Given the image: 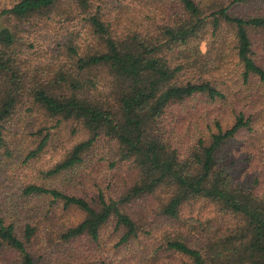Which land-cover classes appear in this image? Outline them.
Instances as JSON below:
<instances>
[{
	"label": "trees",
	"instance_id": "16d2710c",
	"mask_svg": "<svg viewBox=\"0 0 264 264\" xmlns=\"http://www.w3.org/2000/svg\"><path fill=\"white\" fill-rule=\"evenodd\" d=\"M69 1L86 14L100 47L79 54L71 41L68 63L50 70L51 78L35 79L23 71L16 33L0 24V151L7 143V124L20 113L19 102L28 94L33 105L43 108L50 117L58 122L74 119L90 133L47 172L50 176L75 170L102 138L114 147L119 161L132 164L137 176L120 198H108L100 191L95 204L36 183L26 184L23 193L50 195L85 213V218L67 231L66 238L88 235L98 241L105 225L114 219L116 228L125 230L122 243L137 236V224L123 207L134 199L160 193L164 198L162 213L171 219H179L188 202L210 201L234 218L233 227L210 236L202 245L192 243L182 233L168 236L167 247L187 257L189 264H264V184L260 171L251 177L239 174L218 155L229 140L250 125L251 119L239 112L232 125L224 126L216 118L207 124L208 131L186 147L178 145L174 127L167 123L169 109L177 103L198 95L212 102L226 98L223 90L202 75L210 70L205 65L203 70L200 63V44L208 28L217 37L225 30L231 32L244 80L248 82L254 76L264 86V67L254 58L250 36V29H264V15L230 11L232 4L242 0H233L210 13L199 0H155L163 6L166 22L146 31L126 30L104 11L107 0ZM63 2L20 0L2 9L0 15L9 20L29 19L51 13ZM200 69L203 71L198 77ZM101 71L109 79L106 97L93 93ZM49 138L47 132L31 155L41 151ZM36 230L27 224L21 238L15 224L0 217V242L15 253L14 264H37L27 247Z\"/></svg>",
	"mask_w": 264,
	"mask_h": 264
},
{
	"label": "rangeland",
	"instance_id": "374dc122",
	"mask_svg": "<svg viewBox=\"0 0 264 264\" xmlns=\"http://www.w3.org/2000/svg\"><path fill=\"white\" fill-rule=\"evenodd\" d=\"M18 1L0 0V11ZM107 1L104 11L115 17L117 25L121 23L126 30L146 31L167 20L163 6L155 0ZM232 1L199 0L207 13L228 6ZM72 4L64 0L51 13L36 14L23 20H9L0 15V24L8 25L16 33L19 62L30 77L42 80L44 76L50 77V70L55 66L67 64L71 41L76 44L79 54L100 47V40L88 24L86 14ZM230 11L240 15H264V0H242L232 4ZM206 31L200 44L203 53L200 63L203 70L204 65L210 70L202 74L200 69L197 75L209 78L224 91L226 98L212 102L198 95L177 103L169 109L167 123L174 127L178 145L186 147L202 132L208 131L205 128L214 123V119L220 118L224 126H230L239 112H243L251 119L250 125L220 149L219 159L222 163H231L237 173L250 177L259 169L264 184V86L254 76L248 82L244 80L229 30L220 37L214 36L212 29ZM250 36L254 58L264 67V29H250ZM96 86L93 93L106 97L109 79L105 72L98 75ZM18 106L20 113L8 122L7 143L5 141L0 151V217L14 223L21 238L25 237L27 224L36 227V234L27 242V247L37 264H189L187 257L167 247L166 237L182 233L189 236L192 243L202 245L210 236L233 227L234 218L220 211L219 205L206 200L188 202L179 219L168 218L161 209L163 196L155 193L123 205L138 227L137 236L129 241L120 242L125 230L117 229L114 219L105 225L98 241L88 235L66 238L67 231L79 224L85 213L50 195H27L22 191L26 184L56 187L95 204L100 191L108 198H120L133 183L137 172L131 163L119 161L114 147L102 138L75 170L50 176L47 172L90 133L79 121L58 122L50 117L43 108L33 105L28 94L21 98ZM47 132L50 138L44 148L31 155ZM14 262L15 253L0 242V264Z\"/></svg>",
	"mask_w": 264,
	"mask_h": 264
}]
</instances>
